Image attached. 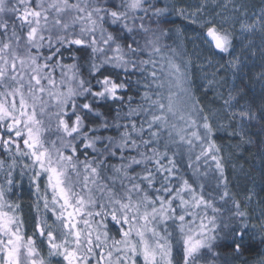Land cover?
I'll return each mask as SVG.
<instances>
[{
	"label": "snow or ice",
	"instance_id": "obj_1",
	"mask_svg": "<svg viewBox=\"0 0 264 264\" xmlns=\"http://www.w3.org/2000/svg\"><path fill=\"white\" fill-rule=\"evenodd\" d=\"M160 4L0 0V264H249L264 246V199L229 190L217 142L264 146V6Z\"/></svg>",
	"mask_w": 264,
	"mask_h": 264
},
{
	"label": "rangeland",
	"instance_id": "obj_2",
	"mask_svg": "<svg viewBox=\"0 0 264 264\" xmlns=\"http://www.w3.org/2000/svg\"><path fill=\"white\" fill-rule=\"evenodd\" d=\"M240 3H244L248 6V11L251 14L252 12H258L259 9L264 6V0H238ZM177 7L181 6H188V5H195L196 3H199V0H176ZM219 10V9H218ZM194 32L192 30L185 31L184 38L187 43V47L189 52L191 53L193 51V43L191 42L194 37ZM253 40V47L256 50V56H248V59L246 60V63H248V67L251 69L249 72V77H253V79H246V87L250 89L249 96H246L245 99H249L252 95V93H255L256 96H259V93L261 91V86L259 83H257L254 80V76L256 73L261 71V68L259 65L261 64V57L259 48L261 45V38L260 35L257 34L254 37H251ZM197 45H199L202 56L208 57L210 53L205 49V46L201 44L200 41H195ZM240 42L237 41V48L239 50ZM215 59V58H214ZM193 60L195 62V57H193ZM194 80L197 85L201 84L203 81L200 79V72L198 69L194 68ZM226 79L227 83L224 84L223 90L225 93L227 92V89L232 85L233 81L231 80V74L226 73ZM198 93L200 94V98L202 102L212 108H219L220 107V101L215 99V94L212 91L207 92L205 95L204 89L200 88L198 89ZM244 101H242L243 103ZM220 123H223L225 125L228 124V120L226 118L225 113L223 110L220 112L219 116ZM253 133L256 131V129L251 130ZM222 135H227L226 132L220 131L219 132ZM228 136V135H227ZM230 144L227 146H222L225 150V158L226 161H228L229 165L231 166L234 174V180L237 188L240 189L241 197L244 200V197L248 194V191L250 189H254L256 195L253 197V201L251 205H249L251 208H256V214L259 212V208H257V201L264 199V197H260L262 188H264V185H262V179H264V164L261 163V156L258 158V160H252L251 158H248V162L250 163L249 168L246 170L245 167H243L241 164H239V156L243 155V148L247 145L240 144V147L237 148L236 145L239 143V141L235 138L230 137ZM259 139L258 137L256 138ZM251 147H254L255 152L260 153V147H264L261 145H258L257 143H254L252 145H249ZM261 155V153H260ZM20 196L22 197V203L24 207L25 214H29V205L31 203V197L27 185V181H25L24 189L20 193ZM15 198V197H14ZM31 227V218L29 216V228Z\"/></svg>",
	"mask_w": 264,
	"mask_h": 264
},
{
	"label": "trees",
	"instance_id": "obj_3",
	"mask_svg": "<svg viewBox=\"0 0 264 264\" xmlns=\"http://www.w3.org/2000/svg\"><path fill=\"white\" fill-rule=\"evenodd\" d=\"M164 3H174V4H177L176 3V0H161L160 6H163ZM171 19L174 20L175 23L177 25H180V26H183L186 23V22L182 21L181 19H179V18H177L175 16H172ZM190 30L191 29L189 28L186 31H190ZM184 40H185V38H184ZM165 42L171 44L172 43V40H166ZM185 45H186V48L188 50L186 40H185ZM196 94L200 97V94L198 93V91H197ZM230 140L231 139H230L229 136L222 135V134L218 133L217 142L221 146H227V145H229L230 142H231ZM254 147H256V146H254ZM254 147H251L249 145L245 146L243 148V155L239 156V160H240L239 164H241L243 167H245L246 170L250 166V163L248 162V158H251L252 160H258V158L261 156L260 153L255 152ZM223 153H224V156H225V150H224V148H223ZM226 174L228 175V178H229V190L232 193H234L236 195V198L237 199H240L241 202L243 203V199H242V197L240 195L241 194L240 189L237 188V186L235 184L233 170H232L231 166L229 165V163H227V165H226ZM262 180H264V179H262ZM260 197H264V190L261 191ZM251 209L252 208L249 206V211H251ZM253 222H256V221L254 220ZM262 250H264V246H260L259 245V237H257L256 241L253 243V245L251 247V250H246L244 252L243 258L246 259V260H248L249 264H252V262L258 258V253L261 252ZM223 251L224 252H227L228 250L227 249H224Z\"/></svg>",
	"mask_w": 264,
	"mask_h": 264
}]
</instances>
